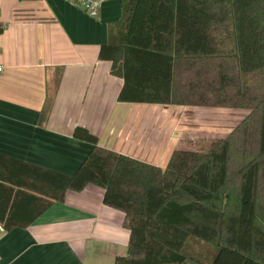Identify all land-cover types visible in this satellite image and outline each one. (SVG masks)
Returning a JSON list of instances; mask_svg holds the SVG:
<instances>
[{
  "label": "trees",
  "instance_id": "obj_1",
  "mask_svg": "<svg viewBox=\"0 0 264 264\" xmlns=\"http://www.w3.org/2000/svg\"><path fill=\"white\" fill-rule=\"evenodd\" d=\"M120 2L123 18L99 50L124 80L120 102L247 116L206 150H174L165 168L100 146L83 126L74 137L93 147L73 175L0 154L6 208L30 192L46 200L43 212L94 184L129 230L114 264H264V0Z\"/></svg>",
  "mask_w": 264,
  "mask_h": 264
},
{
  "label": "crops",
  "instance_id": "obj_2",
  "mask_svg": "<svg viewBox=\"0 0 264 264\" xmlns=\"http://www.w3.org/2000/svg\"><path fill=\"white\" fill-rule=\"evenodd\" d=\"M122 18L120 0H103L95 17L67 0H0V154L73 175L93 147L74 137L83 126L104 148L167 166L186 131L199 130L201 106L118 100L124 80L99 50ZM230 109L241 110L225 113L232 130L248 110ZM6 190L0 185V264H114L127 255L124 213L103 203V188L69 190L43 212L46 200L30 192L9 212Z\"/></svg>",
  "mask_w": 264,
  "mask_h": 264
},
{
  "label": "rangeland",
  "instance_id": "obj_3",
  "mask_svg": "<svg viewBox=\"0 0 264 264\" xmlns=\"http://www.w3.org/2000/svg\"><path fill=\"white\" fill-rule=\"evenodd\" d=\"M195 109V117L194 122H200L199 130H195L194 132L185 133V141L184 145H181V149H189V150H206L209 145V138L214 137H224L226 136L231 128L224 126V116L228 111H241L238 109H230V108H219V107H194ZM229 112V113H230ZM228 119V118H227ZM234 123L233 127L235 126ZM212 128L211 131L205 128ZM222 130L220 131V129ZM230 128V129H228Z\"/></svg>",
  "mask_w": 264,
  "mask_h": 264
},
{
  "label": "built area",
  "instance_id": "obj_4",
  "mask_svg": "<svg viewBox=\"0 0 264 264\" xmlns=\"http://www.w3.org/2000/svg\"><path fill=\"white\" fill-rule=\"evenodd\" d=\"M77 7L83 9L89 15L95 17L99 15L100 6L103 0H67ZM3 71V66L0 65V72Z\"/></svg>",
  "mask_w": 264,
  "mask_h": 264
}]
</instances>
